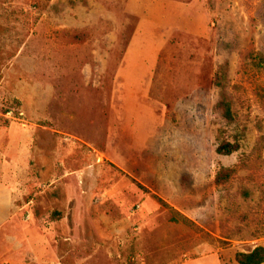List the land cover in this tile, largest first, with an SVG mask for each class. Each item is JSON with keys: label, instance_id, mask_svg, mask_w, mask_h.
Returning <instances> with one entry per match:
<instances>
[{"label": "rangeland", "instance_id": "1", "mask_svg": "<svg viewBox=\"0 0 264 264\" xmlns=\"http://www.w3.org/2000/svg\"><path fill=\"white\" fill-rule=\"evenodd\" d=\"M10 124L0 264H239L264 246V0H0Z\"/></svg>", "mask_w": 264, "mask_h": 264}, {"label": "crops", "instance_id": "2", "mask_svg": "<svg viewBox=\"0 0 264 264\" xmlns=\"http://www.w3.org/2000/svg\"><path fill=\"white\" fill-rule=\"evenodd\" d=\"M30 147L31 134L13 124L0 133V235L18 222V200L24 190Z\"/></svg>", "mask_w": 264, "mask_h": 264}, {"label": "trees", "instance_id": "3", "mask_svg": "<svg viewBox=\"0 0 264 264\" xmlns=\"http://www.w3.org/2000/svg\"><path fill=\"white\" fill-rule=\"evenodd\" d=\"M216 111L220 112L224 118L231 117L229 105L224 101L223 97L217 102ZM236 149L237 144L221 141L216 148V152L222 155H230ZM233 172L234 169L232 168L221 167L215 177L216 183L219 184L225 181ZM235 260L239 264H262L264 263V246H257L250 252H237Z\"/></svg>", "mask_w": 264, "mask_h": 264}]
</instances>
